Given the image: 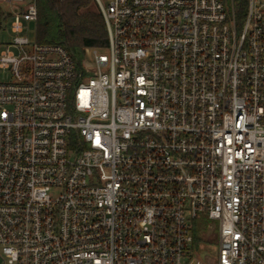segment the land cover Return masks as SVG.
I'll return each instance as SVG.
<instances>
[{"label": "built area", "instance_id": "2783aa9c", "mask_svg": "<svg viewBox=\"0 0 264 264\" xmlns=\"http://www.w3.org/2000/svg\"><path fill=\"white\" fill-rule=\"evenodd\" d=\"M0 48V264H264V0H95L107 45L78 61Z\"/></svg>", "mask_w": 264, "mask_h": 264}, {"label": "trees", "instance_id": "16d2710c", "mask_svg": "<svg viewBox=\"0 0 264 264\" xmlns=\"http://www.w3.org/2000/svg\"><path fill=\"white\" fill-rule=\"evenodd\" d=\"M37 8L35 41L57 44L80 61L84 49L104 48L107 32L100 9L95 0H34ZM239 15L244 10V0H233ZM6 14L0 13L1 20ZM200 229L194 232L193 246L199 247Z\"/></svg>", "mask_w": 264, "mask_h": 264}, {"label": "rangeland", "instance_id": "374dc122", "mask_svg": "<svg viewBox=\"0 0 264 264\" xmlns=\"http://www.w3.org/2000/svg\"><path fill=\"white\" fill-rule=\"evenodd\" d=\"M26 3L31 0H25ZM111 0H102L104 4H108ZM12 7L11 5L0 0V13L6 14L4 19L1 20L0 26V48H3L7 43L12 41L13 33L10 30V24L12 18ZM24 34L31 40L34 41L36 38V24L35 22H29L25 28ZM4 76L7 80L9 77L6 73L0 71V79ZM199 232H201V242L198 247L199 258L208 264H213L217 256V222L215 220H204L199 226Z\"/></svg>", "mask_w": 264, "mask_h": 264}]
</instances>
